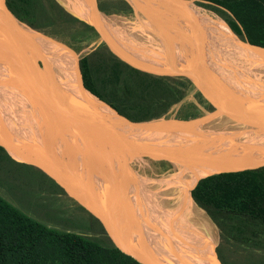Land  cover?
<instances>
[{"label":"water","instance_id":"1","mask_svg":"<svg viewBox=\"0 0 264 264\" xmlns=\"http://www.w3.org/2000/svg\"><path fill=\"white\" fill-rule=\"evenodd\" d=\"M149 1L164 16L168 34L169 31L175 34L180 60L177 66L167 61H134L127 67H156L164 72L159 76L181 79L207 105L205 113L191 119L149 121H132L118 114L84 88L59 79L37 41L38 34L19 21L3 0L0 18L4 15L7 19H0V82L23 94L27 106L38 112L40 123L37 135L10 136L0 132V148L54 181L71 201L100 224L127 264H221L217 257L210 262L182 261L166 253L145 236L139 221L129 220V195L124 196L126 203L122 206L111 192L112 177L107 169V143L111 137L144 134L179 139L225 127L234 137L245 138L261 155L259 163L244 170L264 166V102L241 103L212 74L214 57L209 34L185 0ZM97 4L101 15L110 18L103 2L98 0ZM96 32L102 41L101 31L96 28ZM107 40L108 46L113 47L111 38ZM102 107L111 114H103ZM69 142L74 147L73 153L63 152L59 145L68 147Z\"/></svg>","mask_w":264,"mask_h":264},{"label":"trees","instance_id":"2","mask_svg":"<svg viewBox=\"0 0 264 264\" xmlns=\"http://www.w3.org/2000/svg\"><path fill=\"white\" fill-rule=\"evenodd\" d=\"M85 1L100 11L96 1ZM114 1L117 5H126L124 0ZM195 1L206 3L202 6L211 11L231 16L241 26L227 21L232 33L255 46L252 48L264 49V0ZM5 4L19 21L34 31L46 34L51 28L79 25L90 33L91 39H98L93 27L72 16L56 0H5ZM107 7L111 9V5ZM149 62L153 61H145ZM78 70L83 84L93 96L132 121L162 117L180 101L184 90L189 89L183 81L135 68H118L107 63L94 67L87 57L78 61ZM66 72L76 80L74 65ZM241 170L200 179L190 197L218 229L221 243L230 242L253 253L263 252L264 166ZM37 172L41 171L37 169ZM95 223L97 229L89 227L88 231L101 236L104 242L96 237L47 227L0 197V264H40L38 248L44 249L51 260L59 264H127L111 245L100 224ZM216 257L221 264H229L219 248ZM252 264L264 262L255 260Z\"/></svg>","mask_w":264,"mask_h":264},{"label":"rangeland","instance_id":"3","mask_svg":"<svg viewBox=\"0 0 264 264\" xmlns=\"http://www.w3.org/2000/svg\"><path fill=\"white\" fill-rule=\"evenodd\" d=\"M1 1L3 0H0V2ZM66 1L74 8L73 10L66 5ZM72 1L82 3L85 6L81 4L75 5L68 0H57V2H59V4L72 16L91 25L94 27V30L98 28L102 33L103 42L100 38L96 40L91 39L90 33L83 31L82 27L79 25H68L63 28H51L47 30L48 33L46 34L35 31L36 34H38V38L42 41V43H45V45H61L66 50L71 51L75 56V60L71 62L58 64L55 61H52L46 53L48 58L47 60L51 65L53 73L65 72V70L67 71L68 68L71 69L74 65L76 77L75 84L89 92L83 84L81 74L78 70V61L84 57H87L91 66L94 67L101 66L103 63L112 64L118 67H127L131 65V62L136 61L145 63L146 60L164 63L167 61L173 66H177L179 63L180 54L178 53L174 36L171 34L169 36L168 32L165 30L168 27L166 26L167 23L164 16L153 7L149 0H124L126 5H117L114 0H106L109 2V5H111V9L109 8L110 18H115L119 21L128 20L133 23L143 24L151 31L152 29H157L156 33L151 34L150 39L136 38L133 41V49L127 47L126 45L116 43H113V47H109L107 39L110 33L112 34L114 30L110 28L109 31L107 26H105V24L101 21L100 16H97L96 18L93 17V12L101 11L92 8L85 0ZM145 1L152 6V10H141L139 3ZM185 1L188 6L194 9L193 11L196 12V10H198L202 16H205V18L212 20L216 25H218L241 48L246 51H253V48L249 47L251 45L247 46L248 43L236 37L244 44L240 43L231 33L232 31L226 24L227 21L236 23L241 28V26L231 16L228 14L216 13L211 11L209 8L202 6L203 4L207 5L206 3H201L195 0ZM143 12L145 15L142 14ZM89 13H91V15ZM1 16L2 18L0 19L5 18L4 15ZM97 25H99V27H97ZM243 35H246V33H243ZM138 70L152 75H160L164 73L163 70L156 67L141 68ZM242 75L243 74H241V76ZM235 85L236 83L232 84V86ZM224 86L238 101L243 104H246L247 101L255 100L264 102V99H250L245 94L231 91L230 89L233 87L230 84V87H227L226 85ZM4 105L5 102L0 99V119L2 111L5 113L7 112V108ZM23 111V114H20L16 120L22 130H24L27 134H33L31 122H34L36 130L39 131L38 124L40 123V118L26 109ZM206 111L207 108L205 104L197 96H195L191 90L186 89L184 90L180 101L172 105L160 118L191 119L205 113ZM12 118H14V116ZM1 125L2 129H0V132H5L4 134L6 135V132L10 130V127L0 120V126ZM110 139L111 138H109L107 143V169L112 177L111 192L115 200L122 206L126 203L124 196L128 194L127 182L130 175L135 176V178L147 177L151 179L172 175L169 160L170 158H175L176 155L165 156L163 158L156 156L154 153L142 155L138 153L134 147H126L125 145L117 147L115 144L111 143ZM136 145L138 146V144ZM60 146L62 147L61 150L64 152L67 150H69L70 153H73L72 151L75 152L74 148L71 149L72 151L70 148H64L65 145L62 146V143ZM69 152L67 151V153ZM7 155L4 152H0V197L2 199L19 209L28 217L47 227L73 232L86 237H96L100 241L104 240L101 236H94L92 232L88 231L89 227L97 229L98 225L95 223L96 220L88 213L84 212L77 204L71 201L64 192L59 191L45 174L42 175L40 174L42 172H37V169L34 168L33 165L20 162L10 156V158H8ZM125 155L126 157H124ZM120 157H122V159ZM143 162H145V164ZM118 177L120 178L119 181L116 179ZM121 177L125 178V183ZM185 184L186 183H179L177 186L169 184L158 191L155 196L174 198L172 197L173 190L176 192L178 188H182L184 193L188 194L190 204L195 209L192 210L191 214L197 220L198 231L195 229H188L189 227H187L185 230L176 229L172 232V230L168 227V222L166 225H159L161 237L160 242L165 247L175 253L178 259L182 261L205 260L210 262L216 257V250L219 248V252L224 256L229 264H252L255 260H261L264 262V251L253 253L245 247L238 246L230 242L221 243L219 240L218 229L206 216L204 211L194 204L190 197V193L195 186L192 188V186H187ZM188 187L189 191L186 193V188ZM129 220L135 221L131 219L130 215ZM183 224L186 223L183 222ZM38 259L40 264H59L57 262H53L50 256L46 254V251L41 248H38Z\"/></svg>","mask_w":264,"mask_h":264},{"label":"bare ground","instance_id":"4","mask_svg":"<svg viewBox=\"0 0 264 264\" xmlns=\"http://www.w3.org/2000/svg\"><path fill=\"white\" fill-rule=\"evenodd\" d=\"M68 1H71L75 5L81 4L85 6L82 3H77L72 0ZM66 5L70 9H74L67 3V1ZM139 7L141 10H152V6L146 1L140 2ZM188 7L194 10L192 7ZM196 12L203 21L211 41L214 57L212 74L227 87H230L229 84L232 86L233 83H236V85L232 86L233 88L230 89L231 91L245 94L250 99L259 98L260 100H263L264 49L257 47L259 49L253 48L252 52L244 50L212 20L202 16L198 10H196ZM89 14L91 15V13ZM142 14H144V12ZM97 16H100L101 21L107 26L109 31L110 28L114 30V32L109 35L113 43L126 45L132 49L134 48L133 41L136 38L150 39L151 34L156 33L157 30L152 29L151 31L143 24L133 23L128 20L119 21L115 18L102 16L100 12H93V17L96 18ZM4 19L6 20L7 18ZM169 34L173 36L175 35L172 31H169ZM234 37L236 38L235 35ZM37 41L43 48L45 54L47 53L52 61L61 64L63 62H71L75 60L74 54L71 51L66 50L63 46H47L45 43H42L39 38H37ZM237 41L244 44L239 39H237ZM54 74L66 83L71 85L75 83L73 78L66 72ZM241 74L243 75L241 76ZM0 99L5 102L4 106L7 108L6 113L2 111L0 119L10 127V130L6 133L10 136L26 135L27 133H25L21 126L16 122L17 117H19L20 114H23L24 109L30 111V113H33L37 117L39 115L38 112L31 109V107H28V101L25 100L23 94L15 87L3 84L2 82H0ZM93 101L95 102V100ZM95 103L98 104V102ZM100 111L103 114H111V112L105 107H102ZM13 116L14 118H12ZM31 129L33 134L37 135L39 133L36 130L34 122H31ZM55 129L57 130V128ZM52 130H54V127ZM110 141L117 147L121 145L134 147L138 153L142 155L154 153L160 158L176 155L175 158H170L169 160L172 173L171 176L151 179L147 177L135 178V176L130 175L127 182L128 195L131 203V219L140 222L145 232V236L150 241L174 257H176V254L160 242L161 237L159 225H166L168 222V227L172 232L176 229L185 230L187 227H189L188 229H195L198 231V223L195 217L191 214L193 209L188 194H185L182 188H178L176 192L173 190L172 197L174 198L166 196L156 197L155 194L169 184L177 186L179 183H186L185 185H190L193 188L203 177L221 172L246 169L247 167L255 165L261 161V155L249 145L245 138H242L241 140L234 137L233 133L225 127L204 130L195 136L179 139L134 134L122 138L111 137ZM135 143L138 144V146ZM68 144H70V146L67 147L68 149L70 148L71 150L74 148L72 142H69ZM59 145H61V143H59ZM67 151L69 152V150ZM124 157H126V155ZM251 157H256L258 159L255 158L245 161ZM120 158L122 159V157ZM143 163L145 164V162ZM116 179L118 181L120 180L119 177ZM121 179L124 180L125 183V178L121 177ZM188 189L189 187L186 188V193L189 191ZM183 222L186 224H183Z\"/></svg>","mask_w":264,"mask_h":264},{"label":"flooded vegetation","instance_id":"5","mask_svg":"<svg viewBox=\"0 0 264 264\" xmlns=\"http://www.w3.org/2000/svg\"><path fill=\"white\" fill-rule=\"evenodd\" d=\"M57 1V0H56ZM102 2H103V4H104V6L106 7V9H107V11H108V13H110V10H109V7H107V5H109V2H107L106 0H101ZM113 1V0H112ZM97 2H98V0H97ZM91 26V25H90ZM92 27V26H91ZM93 29H94V27H93ZM95 32H96V30H95ZM97 33V32H96ZM97 35H98V33H97ZM98 38H99V35H98ZM140 71V70H139ZM66 72V71H65ZM143 72V71H142ZM67 73V72H66ZM169 79H175V78H169ZM74 80V79H73ZM175 80H180V81H182L181 79H175ZM75 81V80H74ZM2 149V148H1ZM0 152H2V151H0ZM3 152L4 153H6L4 150H3ZM7 154V153H6ZM34 168H36V167H34ZM37 169V168H36ZM50 179V178H49ZM51 180V179H50ZM52 181V180H51ZM54 184H56L54 181H52ZM57 185V184H56ZM58 186V185H57ZM59 187V186H58ZM60 188V187H59ZM61 189V188H60ZM62 190V189H61ZM63 191V190H62Z\"/></svg>","mask_w":264,"mask_h":264}]
</instances>
